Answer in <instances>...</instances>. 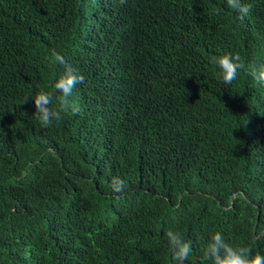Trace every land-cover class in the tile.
<instances>
[{
    "label": "trees",
    "instance_id": "trees-1",
    "mask_svg": "<svg viewBox=\"0 0 264 264\" xmlns=\"http://www.w3.org/2000/svg\"><path fill=\"white\" fill-rule=\"evenodd\" d=\"M242 2L0 0V264H176L169 227L185 264L218 230L264 253V85L216 63L264 64V0ZM53 50L84 81L45 128L22 101L60 95Z\"/></svg>",
    "mask_w": 264,
    "mask_h": 264
},
{
    "label": "clouds",
    "instance_id": "clouds-1",
    "mask_svg": "<svg viewBox=\"0 0 264 264\" xmlns=\"http://www.w3.org/2000/svg\"><path fill=\"white\" fill-rule=\"evenodd\" d=\"M226 4L238 12L241 20L248 17L254 7L252 3H243L242 0H226ZM215 14H220L219 8L215 10ZM48 59L50 63H59L64 67V72L53 85L55 91L60 95L55 96L53 91L40 88L34 95L25 96L22 101V103H28L30 100H34L36 119L45 128L51 127L54 121H61L66 115H75L80 111L79 106L72 102L70 97L76 86L84 81L83 75L68 63L59 51L53 50ZM216 63L221 70L223 83L226 86H231L241 71L250 76L257 84L264 85V64L258 66L255 62L245 63L239 53L230 51H225L217 57ZM126 186L127 182L119 176L112 178L111 188L114 199L124 198ZM164 235L176 264H185L192 252L191 242L185 240L179 230L171 227L166 229ZM200 262L201 264H206V262H211V264H264V253H253L249 247L234 245L226 240L223 231L218 230L211 235L210 240L203 248Z\"/></svg>",
    "mask_w": 264,
    "mask_h": 264
}]
</instances>
